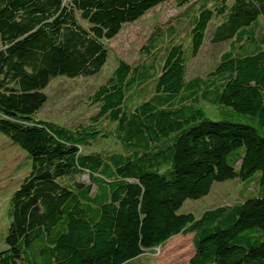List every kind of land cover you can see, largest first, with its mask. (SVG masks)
Wrapping results in <instances>:
<instances>
[{"label":"trees","instance_id":"trees-1","mask_svg":"<svg viewBox=\"0 0 264 264\" xmlns=\"http://www.w3.org/2000/svg\"><path fill=\"white\" fill-rule=\"evenodd\" d=\"M170 1L0 0V134L30 163L9 200L0 264H129L186 236L184 264H264V0H173L199 4L184 15L187 46L176 27L157 30L145 55L159 63L119 62L86 125L36 118L51 83L96 75L105 42ZM207 33L229 49L187 78ZM200 102L250 124L210 120ZM104 122L121 150H86L108 134ZM228 180L259 191L198 218L178 213Z\"/></svg>","mask_w":264,"mask_h":264},{"label":"rangeland","instance_id":"rangeland-1","mask_svg":"<svg viewBox=\"0 0 264 264\" xmlns=\"http://www.w3.org/2000/svg\"><path fill=\"white\" fill-rule=\"evenodd\" d=\"M191 7L197 10L199 4L178 7L172 0L150 10L136 22L124 26L115 38L105 42L108 57L102 69L89 78L77 79L76 81L61 80L51 83L46 91V105L37 113L36 118L53 122L68 129L88 124L90 117L96 111V108L91 105L93 95L98 86L103 84L111 75L119 62L142 65L151 61L154 67H156L155 63H159L158 55L150 58L145 55L147 44L150 38L157 33V30L174 26L179 31V37L181 40L183 39L184 45H188L187 17L184 15ZM259 24L264 29L262 19L259 20ZM214 25V21L209 24L208 33L212 31ZM208 33L198 56L195 59H187V78L206 74L218 62L220 55L229 49L228 43L210 44ZM151 58L154 59L151 60ZM199 106L204 111L206 118L210 120H228L250 124L245 117L228 110H225V112L219 111L216 106L206 102H200ZM98 129V131L105 129L106 132L103 135L106 133L109 135L106 134L105 137L98 138L96 142H91L89 149L86 150L98 152L121 150V145L114 139L113 133L107 132L113 129L111 125L104 122ZM29 166L30 163L26 159L25 153L0 134V250L4 248L1 242V234L6 231L10 222L8 216L10 197L19 186ZM258 191L255 183L245 188L242 182L238 180L216 183L206 197L199 200H186L178 213H192L198 218L206 210L239 202L246 196H253L252 194H256ZM190 250V236L174 237L161 248L154 250L153 253L147 252V254L129 264H184Z\"/></svg>","mask_w":264,"mask_h":264}]
</instances>
